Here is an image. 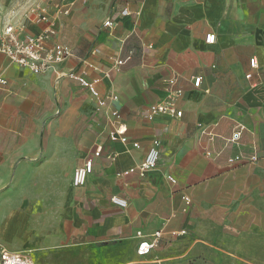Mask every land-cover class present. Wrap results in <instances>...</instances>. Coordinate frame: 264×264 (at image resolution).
I'll list each match as a JSON object with an SVG mask.
<instances>
[{"label": "crops", "instance_id": "obj_1", "mask_svg": "<svg viewBox=\"0 0 264 264\" xmlns=\"http://www.w3.org/2000/svg\"><path fill=\"white\" fill-rule=\"evenodd\" d=\"M47 15L50 41L71 51L62 63L36 74L0 52V253L264 264V0H71ZM20 24L34 34L45 23ZM173 78L181 116L151 112ZM152 146L157 164L141 174ZM138 231L160 232L145 255Z\"/></svg>", "mask_w": 264, "mask_h": 264}, {"label": "built area", "instance_id": "obj_2", "mask_svg": "<svg viewBox=\"0 0 264 264\" xmlns=\"http://www.w3.org/2000/svg\"><path fill=\"white\" fill-rule=\"evenodd\" d=\"M122 13H127L124 9ZM39 18L45 24L41 31L38 33H23L22 29L15 28L12 24H5L0 34V52L7 55L13 62L28 67L33 73H44L56 65L62 63L66 58L71 55L70 48L60 42H51L50 39L54 33L53 27L50 23L47 11L42 9ZM111 20H105L104 25L110 26ZM215 35L208 33L205 36V41L213 43ZM122 60H118L117 64H121ZM256 59L254 57L249 59L250 66L254 67ZM247 77L250 74L246 75ZM201 77H194V86H199ZM86 86H91L88 82L82 80ZM168 87L164 98L156 103L149 105L151 112H158L167 115L181 116L182 110L177 107L176 99L182 93V90L178 87H173L175 79L169 81ZM243 127L236 125L230 140H238L241 135ZM124 128L118 126L115 132L117 138L125 140ZM101 148L98 146L95 150V154L98 155ZM159 158V150L157 147L152 146L146 153L144 160L137 166V169L141 174L154 168ZM93 167V160L87 158L82 164L77 166L72 174V183L74 186H81L85 183L88 174ZM112 201L118 205L124 206L125 201L118 196H113ZM181 232H185L181 230ZM160 235V232H156L152 238H146L142 236L141 232H137V236L140 238L137 244V253L139 255L147 254L151 248L155 245V238ZM0 264H35L29 257L19 252L2 250L0 253Z\"/></svg>", "mask_w": 264, "mask_h": 264}, {"label": "rangeland", "instance_id": "obj_3", "mask_svg": "<svg viewBox=\"0 0 264 264\" xmlns=\"http://www.w3.org/2000/svg\"><path fill=\"white\" fill-rule=\"evenodd\" d=\"M71 0H0V31L5 24L15 28L23 27L20 22L27 18L39 17L42 9L65 6Z\"/></svg>", "mask_w": 264, "mask_h": 264}]
</instances>
